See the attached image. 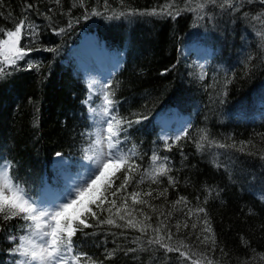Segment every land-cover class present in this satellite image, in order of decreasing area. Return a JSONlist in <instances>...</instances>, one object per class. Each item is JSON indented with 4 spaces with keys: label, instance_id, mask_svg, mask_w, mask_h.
<instances>
[{
    "label": "trees",
    "instance_id": "1",
    "mask_svg": "<svg viewBox=\"0 0 264 264\" xmlns=\"http://www.w3.org/2000/svg\"><path fill=\"white\" fill-rule=\"evenodd\" d=\"M165 2L124 0L122 9L119 0H109L112 8L137 11L159 8ZM26 4L34 5L27 13ZM72 5L73 0H62L61 6L50 0H3L0 7V26L12 29L25 14L39 25L35 41H21V46L39 50L30 52L16 70L8 69L11 74L0 79V155L15 164L12 173L36 198L42 187L59 175L53 165L57 152L68 163L61 169H73L83 156L91 141L92 123L84 106L86 88L74 70L69 50L83 34H94L117 57V69L105 81L115 92L116 114L125 120L146 117L122 133L127 139L121 147L128 150L135 146L139 153L136 159L141 167L135 179L150 167L155 152L170 158L169 175L177 183L169 186L167 177H160L159 184L145 179L139 185L141 191L153 189V196L168 189L159 199L144 197L155 206V212L144 205L134 206L151 217L145 221L151 227L144 233L107 224L87 228L73 238L78 250L96 264H192V260L208 264V259L213 264H264L259 258L252 261L255 253H264V159L260 158L264 155V42L256 34L264 31V25L251 20L264 5L245 3L235 12L209 5L202 20L193 12H183L175 19L149 15L110 19L102 0L99 4L85 0L89 11L97 8L104 12L85 19V8ZM177 5L182 7L183 0H177ZM53 28L65 31L57 35ZM193 41L204 44L205 51L185 55L183 47ZM46 48L55 51H44ZM28 63L34 65L31 70H26ZM177 116L187 119L178 141L173 133L177 125L166 129L162 124ZM166 132L168 144L174 145L171 151L163 138ZM204 132L208 141L197 150ZM210 142L229 147L219 148ZM241 142H250L244 152L230 147L235 144L238 148ZM181 196L188 206L173 209V202ZM188 207L205 209L215 233L214 251L211 244L196 240L204 213L189 219L185 215ZM135 219L144 220V216L137 211ZM185 220L188 228L183 227ZM21 223L12 220L4 227L18 229ZM117 223L124 222L117 219ZM177 223H181L179 231ZM192 223L197 224L195 230ZM158 227L160 235L166 236L169 230L174 234L171 241L165 240L171 246L179 247L183 241L188 247L181 251L188 252L191 260L176 251L166 252L158 244H148ZM7 235L0 232V264H10L14 245ZM114 249V257L105 259L106 252Z\"/></svg>",
    "mask_w": 264,
    "mask_h": 264
},
{
    "label": "snow or ice",
    "instance_id": "2",
    "mask_svg": "<svg viewBox=\"0 0 264 264\" xmlns=\"http://www.w3.org/2000/svg\"><path fill=\"white\" fill-rule=\"evenodd\" d=\"M98 4L101 0H97ZM50 3L56 6H61L62 0H50ZM259 3L264 5V0H183V6L177 5V0H166V2L159 8H153L148 11H137L132 9L118 10L112 8L109 0H102L104 12L109 13L108 18H119L121 16H134V15H149V16H169L175 19L183 12H193L198 19H204L205 9L209 5L218 6L222 11L232 9L233 12L239 11L243 5ZM121 8H125L124 0H119ZM3 6V0H0V7ZM73 7L80 6L85 8V16L87 19L89 15H103L104 12L99 11L97 8H92L91 11L85 7V0H73ZM33 4H26L24 12L27 13L33 9ZM49 13L53 12L50 7ZM39 15V13H37ZM2 15V13H0ZM245 17L249 13H243ZM11 16V13H9ZM49 21L52 20L51 16L45 17ZM211 19V17H209ZM252 21L259 22L264 25V10L251 17ZM72 26L69 21L68 27ZM53 31L59 35L65 31L64 28L55 29ZM261 41L264 42V31L256 33ZM39 35V25L29 19L27 14L19 19L12 29L0 26V79L19 67V61L23 60L30 54L33 49L27 46H21V41L27 39L35 41ZM44 51L54 52L55 49L46 48ZM249 59H252L251 57ZM34 67L32 63H28L26 70H31ZM203 78V77H202ZM93 86H89V100H91ZM115 92L111 85H104L100 89V108H90L93 115L100 114L104 117V127L98 130L94 135L95 139L91 141L88 148L84 149L85 159L89 162V170L85 179L78 183H74L72 188L67 194L61 198L59 202L52 204H45L43 201L33 199L26 190L24 184L20 179L12 173L15 164L8 160L7 157L0 155V232H7V240L14 247L10 249V254L19 257L14 259L12 264H96V262L88 256L87 253L79 251L73 238L77 232H83L84 229L94 228L100 225H110L115 228H133L141 233H144L150 224H145V221L150 220L143 209L137 210L135 205H144L151 208L153 212L156 211L154 205L149 203V200L144 197L152 199H159L160 196H165L168 189L153 196V189L141 191L139 185L148 179L153 184H159L160 177H167L169 186L175 187L177 181L173 176H170L171 162L169 157H161L157 153H153L150 157L151 165L140 174V179L136 180V174L139 173L141 165L137 163L139 153L135 146L131 149L125 150L121 144L127 139L122 133L126 134L128 128L134 123H140L141 119L125 120L118 117L115 100ZM187 136L188 133L184 132ZM180 137H177L178 141ZM196 147L201 150L204 147L203 141H208V135L204 132ZM215 144V142H210ZM250 142H241L240 146L233 144L230 147L236 148L240 152H244L245 148ZM165 144L168 151H171L174 145L168 144L165 139ZM216 147L224 148L229 147L224 144H215ZM252 155L254 153H247ZM62 154L57 152L56 156L60 157ZM264 159V155H261ZM122 174V175H121ZM119 181V183H117ZM135 181V183H134ZM132 191L129 192V188ZM166 198V197H165ZM264 199V196L261 197ZM131 201V206L129 205ZM207 202V201H205ZM189 202L183 196L173 202L172 207L176 209L179 205L187 207ZM183 211V209H179ZM139 211L144 216V220L137 221L135 213ZM107 215L102 219L104 214ZM204 213L203 227L201 235L196 236V240L200 244H211L212 250H215L216 239L215 233L212 231L210 222L207 220V213L203 207L191 208L188 207L185 215L191 219L193 215L199 218V214ZM164 215V213H161ZM171 216V212L167 214L165 219ZM115 217V218H114ZM117 219L124 223H117ZM12 220L23 221L19 224V228L15 226L5 228L4 225ZM95 221L96 223H90ZM164 226V221H161ZM183 227L188 228V221L183 222ZM181 223L176 224V229L179 231ZM192 229L197 228L196 223L191 224ZM17 231L20 233L17 235ZM156 235L153 239L148 240V244H158L164 248L166 252H179L180 256L185 260H191V256L186 251H181V248L188 246L180 242L179 247H173L165 240L171 241L173 233L169 230L167 235H160L161 228L154 229ZM207 233V235H203ZM89 235V233H84ZM245 246L247 242L243 241ZM128 251H136V249H129ZM223 251V249H221ZM255 253V249H252ZM115 255V249L107 251L105 259H112ZM195 255V253H192ZM259 258L264 261V253H255L252 261L255 262ZM207 259V257H205ZM192 264H202L199 260H192ZM208 264H213L211 259H208ZM248 264V262H245Z\"/></svg>",
    "mask_w": 264,
    "mask_h": 264
},
{
    "label": "rangeland",
    "instance_id": "3",
    "mask_svg": "<svg viewBox=\"0 0 264 264\" xmlns=\"http://www.w3.org/2000/svg\"><path fill=\"white\" fill-rule=\"evenodd\" d=\"M205 47L204 44H197L193 41L185 45L182 51L185 55L190 52L201 54V52L205 51ZM69 57L73 63L74 70L80 74L86 88L84 106L89 121L92 123V141L95 139L94 134L104 127L105 118L100 114L93 115L90 112V108H100V89L105 85L109 73L117 69V57L94 34H83L76 45L70 48ZM90 85L93 86L91 100L86 103L89 100ZM162 124L166 129H169L172 124H176L177 126L174 128L173 133L174 137H177L186 127L187 119L177 116L173 119L164 120ZM168 136L169 133L166 132L163 138L166 139ZM84 157L85 152L83 151V156L78 160L73 169H61L62 166L65 167L68 163L66 159L56 156L53 165L59 171L58 177L53 179L51 183H46L39 191L37 197L33 199L43 201L45 204L59 202L72 188L74 183H78L86 178L90 165ZM14 259H19V257L11 255L9 263L12 264Z\"/></svg>",
    "mask_w": 264,
    "mask_h": 264
},
{
    "label": "bare ground",
    "instance_id": "4",
    "mask_svg": "<svg viewBox=\"0 0 264 264\" xmlns=\"http://www.w3.org/2000/svg\"><path fill=\"white\" fill-rule=\"evenodd\" d=\"M180 134H181V133H180ZM180 134H179V135H180Z\"/></svg>",
    "mask_w": 264,
    "mask_h": 264
}]
</instances>
